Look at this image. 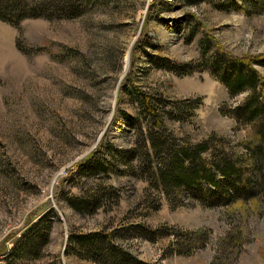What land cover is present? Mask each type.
<instances>
[{
  "label": "rangeland",
  "instance_id": "374dc122",
  "mask_svg": "<svg viewBox=\"0 0 264 264\" xmlns=\"http://www.w3.org/2000/svg\"><path fill=\"white\" fill-rule=\"evenodd\" d=\"M68 1L78 14L28 18L20 30L0 21V264H98L78 244L92 236L149 264H264V196L207 207L183 189L169 201L132 151L146 135L136 124L147 125L137 89L191 108L165 118L177 138L217 135L243 152L251 127L221 109L247 94L231 97L205 61L216 50L264 56V10L251 0ZM164 59L198 69L178 76ZM99 190L100 208L79 206ZM48 222L39 258L9 255ZM200 232L207 243L194 248Z\"/></svg>",
  "mask_w": 264,
  "mask_h": 264
},
{
  "label": "trees",
  "instance_id": "16d2710c",
  "mask_svg": "<svg viewBox=\"0 0 264 264\" xmlns=\"http://www.w3.org/2000/svg\"><path fill=\"white\" fill-rule=\"evenodd\" d=\"M68 2V0H0V21L20 30L21 22L28 18H51L56 14L58 19H62L78 14ZM250 5H260L261 11L264 10V0H251ZM49 12L52 15H49ZM161 61L163 62L160 64L161 68L178 76L190 75L198 69V66L192 64H172L167 59ZM205 65L206 70L225 86L231 97L247 94L238 104L222 108L221 113L234 118L238 127H251L254 140L242 144L243 152L240 153L231 149L229 141L217 135L199 142L177 138L166 130L165 118L182 120L180 117L191 108L178 104L166 108L164 101L136 89L132 91V95L139 103L141 112L138 117L144 115L147 125L143 127L139 122L136 124L138 130L146 135L143 142L132 148V151L138 155L139 164H147L144 169L149 173L151 183L156 189L161 190L169 201L177 199L176 191L183 189L207 207L230 206L237 202L262 197L264 196V76L257 67L264 69V56L242 59L230 56L222 50H216L206 59ZM161 106L162 110L159 108ZM188 115L192 117L194 114L188 113ZM138 117H128L127 120L129 122L131 118L139 120ZM144 130L146 132H143ZM128 154L125 152L124 157ZM104 167V164L96 163L92 170L101 174L105 172ZM101 193L103 190H99V195L94 201L91 203L82 201L78 203L79 206L83 209H89L90 206L94 210L100 208L105 196ZM157 207L159 205L156 209ZM40 226L36 224L32 230L23 234L10 251L9 255L12 258L14 255L19 260L39 258L43 246L48 242L50 222L46 227L38 229ZM159 235L167 237L174 234L164 232ZM195 235L197 240L194 238L193 242L198 243L196 241L201 237L204 240L200 244H195L194 248L204 247L208 233L200 232ZM157 236H153V239H157ZM103 239L95 236L86 237L78 244L83 245L86 241L89 244L87 254H90L87 257H91L98 264H149L132 257L119 246Z\"/></svg>",
  "mask_w": 264,
  "mask_h": 264
}]
</instances>
